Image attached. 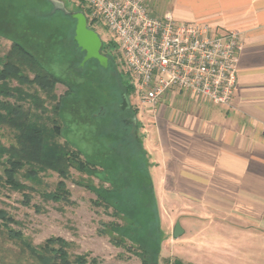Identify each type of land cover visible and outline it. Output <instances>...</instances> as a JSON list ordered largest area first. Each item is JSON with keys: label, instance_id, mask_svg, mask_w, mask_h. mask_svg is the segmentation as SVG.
<instances>
[{"label": "trees", "instance_id": "obj_1", "mask_svg": "<svg viewBox=\"0 0 264 264\" xmlns=\"http://www.w3.org/2000/svg\"><path fill=\"white\" fill-rule=\"evenodd\" d=\"M77 1L75 9L83 10L88 16L90 8L82 0ZM51 9L50 0H0V36L10 41L0 67V128L6 127L13 139L5 145L0 136V156L5 158L0 180L13 189L23 190L26 186L20 182L19 176L35 180L39 171L51 169L65 179L69 167L75 166L77 170L93 173L110 184L109 188H90L106 205L119 211L122 210L118 204L122 203L116 197L125 198L128 195V200L133 201L131 194L125 193L131 191L127 187L134 181L132 185L136 190L133 192L145 194L140 199V205L141 208H148L151 215L142 221L123 213L125 223L110 222L109 233L112 240L119 238V242H124L128 239L138 244L142 249L141 264H159L162 232L158 209L146 151L137 131L139 123H126L122 119L135 116L137 109L130 104L126 110L120 108L122 95L129 100L134 87L124 75L116 72L113 53L116 44L113 41L102 42L101 52L108 56L106 68L100 66L96 59H89L80 66L85 52L74 39L75 19L60 10L51 12ZM93 24L94 20L88 19V25L94 28ZM89 66L94 69L92 74L89 73ZM72 72L82 80L66 76ZM13 80L17 85L11 84ZM118 81L122 82V89L117 86ZM57 83L67 87L64 97L55 93ZM21 85H36L44 98L38 93L25 91ZM30 99L36 112L32 111L31 106L23 105ZM46 101L52 104V115L46 118L50 124L42 121L43 115L49 111ZM77 113L80 118L86 116L91 123L78 122L74 117ZM72 125L88 126L87 137H80L78 133L70 135ZM61 138L63 141H60ZM98 165L101 169L97 168ZM120 181H123V185ZM68 193L61 179L53 192L42 193V196L46 200H66ZM27 199H24L26 203L29 202ZM8 221H12V218L0 210V227L5 228L10 238L22 243V251L29 257L20 264L94 262V259H88L87 254L72 256L69 253L70 242L59 236H51L39 245H32L23 239L20 232L7 227ZM149 221L155 231L150 241L144 242L140 229ZM162 263L193 264L179 257H166ZM0 264L6 263L0 261Z\"/></svg>", "mask_w": 264, "mask_h": 264}, {"label": "crops", "instance_id": "obj_2", "mask_svg": "<svg viewBox=\"0 0 264 264\" xmlns=\"http://www.w3.org/2000/svg\"><path fill=\"white\" fill-rule=\"evenodd\" d=\"M143 1L154 14L171 12L177 21L239 34L229 104L174 89L154 107L140 104L145 112L136 121L161 209L181 219L176 223L185 234L184 220L196 218L198 226V219H210L213 234L224 224L242 260V236L264 237V0Z\"/></svg>", "mask_w": 264, "mask_h": 264}, {"label": "rangeland", "instance_id": "obj_3", "mask_svg": "<svg viewBox=\"0 0 264 264\" xmlns=\"http://www.w3.org/2000/svg\"><path fill=\"white\" fill-rule=\"evenodd\" d=\"M62 1L68 10H76L77 0ZM93 27L101 37L102 42L109 43L113 41L115 43L103 22L98 21ZM9 45L10 41L0 36V67L3 64L4 55ZM113 53L115 54L117 74L124 75V78L126 77L125 79L131 83L117 45L113 48ZM88 70L92 74L94 69L89 66ZM66 76L77 81L82 80L74 72L67 73ZM11 84L17 85V82L13 80ZM117 86L122 89V82L118 81ZM21 87L31 94L38 93L40 97L44 98L43 92L36 85L30 87L21 85ZM66 90L67 87L64 84L57 83L55 86L57 96L64 97ZM104 92L106 91L104 90ZM106 99H108L107 96ZM128 101L133 108H137L136 117L141 116V113L145 112V109H141V105L133 92ZM31 103L32 100H27L23 102V105L25 107L31 106L32 111L36 112ZM45 103L49 111L43 115L42 121H47L46 118L52 115L51 102L46 101ZM67 110L64 109L63 112L66 113ZM76 115L74 117L77 118L78 122L91 123L90 120L86 119V116L80 118L79 113ZM122 119H125V117H122ZM47 123L50 124L49 121ZM71 127L72 132L70 135L78 133L80 137L84 135L87 137L88 126L72 125ZM137 131L142 133V126L139 125ZM0 136L5 145H8L13 140L6 127L0 128ZM60 141H63V139L61 138ZM81 159H83L82 156ZM4 163L5 158L0 156V175L3 174ZM97 168L101 169L99 165ZM34 179L19 176L20 182L26 186L23 190L13 189L6 184H2L0 180V210L5 211L12 218V221L7 222V227L20 232L23 239L32 245H39L51 236L62 237L70 242L69 253L72 256L87 254L89 260L94 259V262H90V264H141L142 249L138 244L128 239H125L124 242H119V238L112 240L109 233L111 229L110 222L121 225L125 223L123 213H127L130 217H135L142 221L149 219L151 215L148 208H141L140 199L143 195L133 192L136 190L135 185H132L134 181H131L132 183L127 187L131 190L127 189V191L131 193H125L131 194L133 201L128 200V195H125V198L123 196L116 197L117 201L122 203H120L121 205L118 204L122 210L119 211L113 206L106 205L93 188H90V186L109 188L110 184L99 179L93 173L77 170L75 166L69 167V173L65 179L51 169L39 171ZM61 179L69 191L67 199L56 201L44 199L42 193L53 192L56 189L57 182ZM120 183L123 185V181H120ZM153 192L158 209L159 227L162 232L159 243V264H163L162 260L166 257H179L184 262L193 264H264V237L255 233L244 234L242 237L245 242L244 246L247 242V250L245 248L242 249L244 257L241 260L240 249L235 248V245L232 244V239H237L234 234H230L224 224L219 225L215 234H213L215 229L212 227L213 222L210 219H198V226H196V218L184 220L187 233L183 232L178 237H174V224L180 222L181 219L177 217L169 218L166 212L161 209L154 187ZM26 198H28V203L24 201ZM123 200L126 201L124 204ZM194 229H199L204 234L197 233ZM154 231V226L151 225V222L147 225L143 224L140 229L143 241L149 242ZM215 241H218V244H215ZM22 246L20 241L14 240L7 235L5 228L0 227V261L2 263H25L29 257L22 251Z\"/></svg>", "mask_w": 264, "mask_h": 264}, {"label": "built area", "instance_id": "obj_4", "mask_svg": "<svg viewBox=\"0 0 264 264\" xmlns=\"http://www.w3.org/2000/svg\"><path fill=\"white\" fill-rule=\"evenodd\" d=\"M87 20L103 22L115 41L139 103L154 107L182 89L214 104L230 103L242 48L236 31L154 14L143 0H82ZM93 24V25H94Z\"/></svg>", "mask_w": 264, "mask_h": 264}, {"label": "water", "instance_id": "obj_5", "mask_svg": "<svg viewBox=\"0 0 264 264\" xmlns=\"http://www.w3.org/2000/svg\"><path fill=\"white\" fill-rule=\"evenodd\" d=\"M52 3L51 12L62 11L72 19H75L74 39L78 47L85 52L80 66L89 59H96L100 66H108V56L101 52L102 39L97 31L88 25L87 17L83 10H68L62 0H50ZM129 107V101L125 95H122L120 108L126 110ZM126 123H135L136 116L123 119ZM183 233L179 223H176L173 230V236L178 237Z\"/></svg>", "mask_w": 264, "mask_h": 264}]
</instances>
